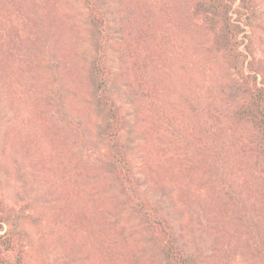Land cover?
Listing matches in <instances>:
<instances>
[{"label": "rangeland", "instance_id": "rangeland-1", "mask_svg": "<svg viewBox=\"0 0 264 264\" xmlns=\"http://www.w3.org/2000/svg\"><path fill=\"white\" fill-rule=\"evenodd\" d=\"M99 1L109 23L110 94L130 119L124 140L142 191L164 204L195 264H264L262 166L232 144L220 151L222 137L206 133L209 87L229 114L228 83L237 76L212 49L206 25L194 26L192 0ZM61 6L48 14L45 0H0V235L8 231L16 246L3 251L13 262L21 253V264H169L160 228L131 206L104 162L91 76L99 33L80 3ZM229 15L243 29L246 70L264 85V0H237Z\"/></svg>", "mask_w": 264, "mask_h": 264}, {"label": "trees", "instance_id": "trees-1", "mask_svg": "<svg viewBox=\"0 0 264 264\" xmlns=\"http://www.w3.org/2000/svg\"><path fill=\"white\" fill-rule=\"evenodd\" d=\"M62 1L45 0L46 12L50 14L53 9L58 8L63 10ZM236 1L192 0L191 17L197 15L199 19L194 26H198L199 23L206 25V30L213 34L215 47L212 49H216L218 53L223 51L221 57H225L228 61V68L237 76L236 80L228 83L231 85L229 99L232 104L235 103L233 108L229 110V114L223 111L222 104L219 106V103H222V98L219 100L216 96L211 97L213 95L211 86V88L209 87L210 94L206 99V104L202 107V116L208 136L216 142L217 139L222 137L220 151L225 150L228 152L232 146L239 158L254 156L256 164L262 166L257 167L256 170L264 174V85L258 84V72H248L246 70V54L240 49L243 41L238 39L239 33L243 29L238 22L239 19H233L232 15H229ZM73 2L82 5L86 10L88 21L99 33L97 52L92 61L91 76L95 88V97L98 101V109L103 113L105 125V133L103 134L108 140L109 151L106 158H103L104 162L114 165L116 179L119 180L131 206L142 212L147 221H150L153 225H158L160 228L157 233V241L160 249L168 258L169 264H195V258L190 251L188 252L184 248V245L173 231V226L168 217L169 213L166 212L164 204L152 201L153 199L151 200L142 191L143 183L140 181L137 172L133 170L132 158L128 153L129 147L124 140L130 119L128 114L124 112L122 104L119 103L120 101L110 94L109 89L113 71L106 46L109 35L107 11L99 0H68L70 5ZM66 9H68V6ZM234 11L240 12L239 8H234ZM47 64L49 69L52 70L53 76H51L53 81L48 82L53 90L56 89L55 95H58V99L54 102H57L58 112L63 114V118H66L67 113L64 111L66 109L62 107L65 101L63 86L58 87L60 79L57 78L55 73L53 75V72L56 71L55 64L50 60L47 61ZM208 81H211L210 78ZM211 82L213 83V81ZM194 90L195 88L192 90L193 97H195ZM46 98L50 102L52 94L50 93ZM247 126L251 127L249 133L240 137L243 134L239 130L245 127L248 128ZM227 131H231V134L235 136L232 141H228ZM230 144L232 145L230 146ZM2 202L3 200H0V208L4 210L1 205ZM3 221L4 217L1 216L0 229L4 227ZM3 246L8 248L7 250L16 247L14 237L8 231L0 235V264H21V253H16L13 262L12 258L8 257L3 251ZM110 256L111 260L114 261L115 254L112 253Z\"/></svg>", "mask_w": 264, "mask_h": 264}]
</instances>
